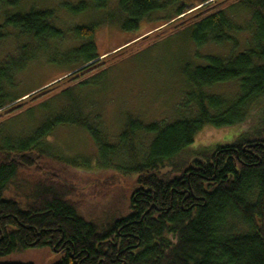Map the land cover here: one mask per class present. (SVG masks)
Listing matches in <instances>:
<instances>
[{
  "label": "trees",
  "instance_id": "1",
  "mask_svg": "<svg viewBox=\"0 0 264 264\" xmlns=\"http://www.w3.org/2000/svg\"><path fill=\"white\" fill-rule=\"evenodd\" d=\"M19 1L0 0V40L6 28L35 40L60 33L51 10H25ZM91 1L101 8L108 3ZM185 1L117 0L118 9L126 16L122 28H135L157 9L178 4L167 22L186 17V12L193 9L176 26L190 33L196 46L229 42L233 34L248 30L245 49L226 57L207 55L205 64L187 63L181 73L187 100L196 107L195 115L147 125L128 118L119 144L108 142L80 113L56 114L41 122L32 135L15 142L2 139L0 264H31L1 258L41 246L61 254L54 264H264V0ZM224 4L228 9L239 6L248 14L244 27L227 15L221 7ZM83 5L66 7L75 12ZM93 29V25L77 27L76 34L91 38ZM138 41L102 58L87 54L64 78L18 95L9 93L5 86L12 85L9 80L21 67L13 56L6 58L0 63V119L53 92L66 77L98 70L105 65V61L97 64L99 60L125 52ZM232 81L238 89L230 99L206 90ZM72 87L58 94L69 97ZM6 105L10 107L7 110ZM47 106L45 102L41 107ZM32 108L25 111L32 112ZM63 124L81 126L89 133L97 148L94 160L103 166L112 165L115 155L138 131L153 135L140 160H133L125 169L136 175L125 212L104 221L96 216L94 219L92 213H85L79 189L59 178L52 162L91 168L86 157L79 161L54 151L49 135ZM207 125H239L241 130L229 143L189 151L186 157H180L195 134Z\"/></svg>",
  "mask_w": 264,
  "mask_h": 264
},
{
  "label": "rangeland",
  "instance_id": "2",
  "mask_svg": "<svg viewBox=\"0 0 264 264\" xmlns=\"http://www.w3.org/2000/svg\"><path fill=\"white\" fill-rule=\"evenodd\" d=\"M231 1L234 2L230 0L229 3ZM81 2H84L83 7L75 12L68 11L67 5L77 7ZM190 2L198 4L200 0L185 1ZM21 4L25 10L30 7L51 10L53 23L60 33L55 36H41L35 40L22 38L15 29H2L4 37L0 40V63L13 56L17 61L16 65L21 67L14 71L9 80V85H12L5 86L9 93L15 95L64 78L72 73L70 70L83 62L87 54L94 53L102 58L137 39L139 41L125 52L99 60L97 64L105 61V65H100L98 70L66 77L55 86L53 92L29 101L24 107H19L1 118L0 141L9 138L15 142L26 138L32 135L41 122L61 113H80L83 117L86 116L87 121L98 128L101 136L112 144H119L118 138L125 129L128 118L147 125L194 116L196 107L187 100L182 67L187 63L205 64L204 58L207 55L226 57L230 53L242 51L249 34L248 30H244L233 34L232 41L219 45L208 42L198 47L190 33L176 26L193 9L186 12V17L167 22L178 4L157 9L137 27L129 29L122 28L126 16L118 9L117 0H108L103 8L96 7L91 0H20L19 5ZM226 5L221 7L227 15L244 27L248 14L239 6L228 9ZM92 25L94 29L91 38L76 34L77 27ZM88 44L89 47L80 51V47ZM97 72L100 73L91 78ZM86 79L89 80L78 85V82ZM69 86H73L69 97L58 94ZM237 89V83L232 81L206 90L230 99ZM45 102H48V106L41 107ZM30 106H33V111L27 113L25 109ZM4 107H7L6 110L10 108L8 105ZM240 130L239 125L204 126L195 134L189 148L179 156L184 158L189 151L191 153L211 145L229 143L237 137ZM152 137V134L138 131L132 135L129 143L122 146V151H125L120 149L115 155L114 163L103 166L94 160L97 148L86 130L75 124L58 125L49 135L54 151L59 156L76 157L79 161L81 157H86L91 168L75 167L61 161H45L51 163L61 180L79 189L85 202V213L89 211L94 219L96 216L99 221H104L128 209L136 175L125 169L132 165L133 160H140ZM60 258V253L41 246L13 251L1 260L54 264Z\"/></svg>",
  "mask_w": 264,
  "mask_h": 264
},
{
  "label": "water",
  "instance_id": "3",
  "mask_svg": "<svg viewBox=\"0 0 264 264\" xmlns=\"http://www.w3.org/2000/svg\"><path fill=\"white\" fill-rule=\"evenodd\" d=\"M50 85V84H49ZM46 86H48V85H46ZM46 86H44V87H46ZM44 87H42V88H40V89H38V90H36V91H34V92H32L31 94H33V93H35V92H37V91H39V90H41V89H43ZM30 95V94H29ZM28 96V95H27ZM27 96H25V97H23L22 99H24V98H26ZM18 101V100H17ZM16 101V102H17Z\"/></svg>",
  "mask_w": 264,
  "mask_h": 264
}]
</instances>
